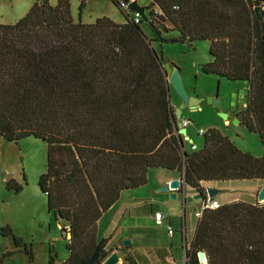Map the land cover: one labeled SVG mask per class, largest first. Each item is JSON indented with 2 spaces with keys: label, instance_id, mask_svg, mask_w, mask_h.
<instances>
[{
  "label": "trees",
  "instance_id": "16d2710c",
  "mask_svg": "<svg viewBox=\"0 0 264 264\" xmlns=\"http://www.w3.org/2000/svg\"><path fill=\"white\" fill-rule=\"evenodd\" d=\"M108 1L122 12L123 24L105 17L74 22L69 0L54 6L43 0L14 24L0 25V139L46 145L37 186L47 214L65 223L68 256L62 264L90 258L97 222L122 192L146 185L148 170L180 176L184 170L185 184L197 194L204 193L202 183H264V156L239 151L215 129L204 132L200 150L180 149L162 54L143 34L144 22L135 24L136 15L120 8L127 0ZM255 8L264 23V0H149L143 10L159 43L158 28L176 32L173 42L191 49L208 42L210 60L201 72L247 84L246 107L236 119L264 147V30ZM5 187L21 191L10 180ZM0 236L11 237L19 249L2 259L23 253L32 263L30 250L9 228ZM110 253L93 264H103ZM55 257L49 255L48 264ZM185 264H264V204L233 202L203 212Z\"/></svg>",
  "mask_w": 264,
  "mask_h": 264
},
{
  "label": "rangeland",
  "instance_id": "374dc122",
  "mask_svg": "<svg viewBox=\"0 0 264 264\" xmlns=\"http://www.w3.org/2000/svg\"><path fill=\"white\" fill-rule=\"evenodd\" d=\"M40 1L43 0H0V24H9L11 20L24 16L33 3ZM46 1L50 6H54L57 2V0ZM139 1L141 5L148 6L147 0ZM79 5L80 0H69L70 15L74 22L79 21L88 25L101 17L112 18L117 24H121L124 20L122 12L108 0H87L81 9ZM158 29L162 43L156 40L147 24L144 23L141 27L153 50L161 52L163 65H168L171 69L173 67L170 64L175 66L180 72L179 76L187 95L191 94L192 98L199 101L195 109L185 107L181 111L182 120L189 123L186 128L191 139L182 138L183 148L189 153L195 152L196 149L200 150L203 136L199 135L198 131L206 132L215 129L231 141L239 151L254 158L263 157L264 147L258 137L246 133L241 126L234 125L232 119H228V123L225 124L218 117L217 109L209 103V100L217 97L222 111L229 113L232 96H236L241 90H247V84L228 82L201 72V67L210 60L208 42H196L191 49L183 43H171L178 37L176 32L165 33L162 29ZM170 105L172 112L181 105L180 99L172 89H170ZM245 107L246 103L245 106L236 108L232 113L233 117L236 118L238 112L243 111ZM45 165L46 145L44 142L27 138L17 143H9L0 139V229L9 228L12 235L20 239L25 248L30 250L33 258L31 264H48L49 255L56 256L54 264H62L68 256L65 249L68 238L63 237L65 223L54 221L52 215L47 214L46 197L40 193L37 186L40 176L45 172ZM152 173L167 174L166 171L161 170H154ZM150 175L149 184L136 191L142 192L155 184ZM5 180L21 186V191L17 194L7 191ZM254 186L255 184L249 181L225 182L222 187L227 191L223 195L229 197L221 199V196L219 198L216 196L215 198L220 202L237 198L241 202L253 203L254 201L255 204L263 205L264 202L257 203L258 193L255 195L251 193V191L254 192ZM166 194L163 192L161 196H166ZM169 199L168 195V201ZM200 203L201 201H192L185 208V215L189 221L193 222L194 212L199 209ZM161 210L164 214H168L165 205ZM18 250L15 249L11 237L0 236V264H28V257L23 253H16L2 259L3 255Z\"/></svg>",
  "mask_w": 264,
  "mask_h": 264
},
{
  "label": "crops",
  "instance_id": "0c3cea01",
  "mask_svg": "<svg viewBox=\"0 0 264 264\" xmlns=\"http://www.w3.org/2000/svg\"><path fill=\"white\" fill-rule=\"evenodd\" d=\"M134 1L141 8L147 7L144 4L141 5L139 0ZM147 1L149 4V0ZM22 17L11 20L9 24L4 25L14 24ZM108 19L113 21L112 18ZM123 23L124 20L121 24ZM189 96L192 97L191 94ZM182 117L183 115L181 113V119ZM185 130L188 140H191L187 128ZM201 145H203V142ZM193 146L197 147L195 144H193ZM183 151L187 154L191 153L187 152L185 148H183ZM154 170L161 169H151L146 173L147 182L145 186L149 184L148 180L150 174L153 182H155L150 189L142 192L136 191L142 189L143 186L135 190L122 192L118 201L97 222V241H104V253L110 251L111 253H116L118 257L117 264H185L186 262V252L193 238L197 220L194 216L193 222L187 219L185 208H187L188 205L185 206L184 213H182V200L183 197L192 198L196 195V192L186 185L184 196L182 189H180L175 192L168 190L166 196L162 197L161 193L163 192H160V190L164 187H168L171 182L179 180L180 175L176 172L168 171H166L167 174L165 175L161 173H152ZM6 181L7 180H5V182ZM250 182L255 184L253 187L254 192L251 191L254 195L264 186L263 182ZM224 183L225 182L202 183L201 186L204 191L206 189L219 191L217 198L221 196V199H224L225 197H229L228 195H223L227 191L222 187ZM168 195L170 196L169 201ZM172 195L175 196L174 200L171 199ZM213 200L220 206L233 202H241L237 198L229 201L223 200L224 202H220V200L216 198ZM254 203L253 201V203L247 204ZM164 205L168 214H164L161 210L164 208ZM155 213L163 214L164 223L162 227H156L154 225L153 215ZM167 227H171L174 231L171 237L167 234ZM124 241H128L129 245L124 246Z\"/></svg>",
  "mask_w": 264,
  "mask_h": 264
},
{
  "label": "water",
  "instance_id": "95a60500",
  "mask_svg": "<svg viewBox=\"0 0 264 264\" xmlns=\"http://www.w3.org/2000/svg\"><path fill=\"white\" fill-rule=\"evenodd\" d=\"M127 1L129 2L128 10L131 13L135 14L137 17H139L144 23H146L147 18H146V15H145L143 8L139 7L134 0H127ZM254 13H255V16L257 18V21L260 24L261 32H263L264 23H263V18H262V14H261V9L255 8ZM171 43H174V42L172 41ZM162 73H163V76L166 80L169 102H170V88L175 92V94L177 95V97L181 101V105L177 109H174V111L171 113V117L175 121L174 134L177 137L180 149L183 151V140H182V138H184L185 140H187L188 138L186 137V130L182 127L181 111L185 107L195 109L197 107V105L199 104V101L196 100L195 98L189 97L187 95V93L185 92L184 87L182 85V81H181L180 76H179V71L177 69H175V68L171 69L170 66L163 65L162 66ZM246 97H247V90H241L238 92V94L236 96L233 95L231 100H230L229 113H224L222 111L221 103L217 99V97H215L213 100H209V103H211L213 105V107L217 109L218 117L220 119H222L225 124L228 123V119H232L234 125H239L238 120L235 117H233L232 113L236 108H241V107L245 106ZM235 98H237L238 101L241 100L240 105L235 106ZM41 141L43 142V140H41ZM185 186H186V184L184 181V170H183L179 180H175V181L171 182L168 185V187L162 188L160 190V192L166 193V192H168V190L175 192V191L182 189V193L184 196ZM205 193H206V195H207L206 197L209 201H211L212 199H214L216 196L219 195V191L213 190V189H206ZM171 199L174 200L175 196L172 195ZM204 199H205L204 194H197V193L192 198H184L183 197L182 213H184L185 206L191 204L192 201H203ZM262 202H264V187H262L260 189V191L258 192V195H257V203H262ZM63 237L64 238L66 237V233H63ZM123 245L128 246L129 242L124 241ZM103 250H104V241L101 240L97 243V245H96L92 255L90 256V258L81 264H93L99 258V255L104 252ZM197 258H198V261L200 263H202L205 260V256L202 253H199L197 255ZM117 262H118V257L116 255V253H111L105 258V260L103 261V264H117Z\"/></svg>",
  "mask_w": 264,
  "mask_h": 264
},
{
  "label": "built area",
  "instance_id": "2783aa9c",
  "mask_svg": "<svg viewBox=\"0 0 264 264\" xmlns=\"http://www.w3.org/2000/svg\"><path fill=\"white\" fill-rule=\"evenodd\" d=\"M128 4H129V2L128 3L122 2V3H120V8L124 9V10H127L128 9ZM138 21H139V17L136 16L134 18V23L137 24ZM188 124L189 123L187 121L182 120V127L184 129H186ZM198 134L203 136L204 132L199 130ZM203 194L205 196V199L203 201H201L199 209L194 212V217H195L196 220H198V219H200L202 217L203 212H205V211H213V210H216L217 208L220 207V205H218V203L216 201H214L213 199L211 201H209L207 199V197H206L207 195H206L205 191H204ZM153 220H154V225L156 227H162L163 223H164V216L161 213H155L153 215ZM65 229L67 230L68 227H66ZM167 234L170 237L174 234V231H173V229L171 227H167ZM204 262H205V260L202 263H204Z\"/></svg>",
  "mask_w": 264,
  "mask_h": 264
},
{
  "label": "flooded vegetation",
  "instance_id": "af4514ba",
  "mask_svg": "<svg viewBox=\"0 0 264 264\" xmlns=\"http://www.w3.org/2000/svg\"><path fill=\"white\" fill-rule=\"evenodd\" d=\"M240 101H241V100H240ZM240 101H238V99L235 98V106H237V104L240 105Z\"/></svg>",
  "mask_w": 264,
  "mask_h": 264
}]
</instances>
